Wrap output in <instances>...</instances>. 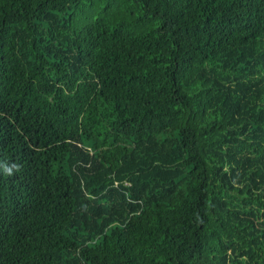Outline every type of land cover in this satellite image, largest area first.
Here are the masks:
<instances>
[{
  "label": "trees",
  "instance_id": "trees-1",
  "mask_svg": "<svg viewBox=\"0 0 264 264\" xmlns=\"http://www.w3.org/2000/svg\"><path fill=\"white\" fill-rule=\"evenodd\" d=\"M0 264H264V0H0Z\"/></svg>",
  "mask_w": 264,
  "mask_h": 264
}]
</instances>
